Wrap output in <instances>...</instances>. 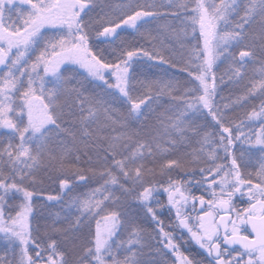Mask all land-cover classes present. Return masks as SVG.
Here are the masks:
<instances>
[{"label": "snow or ice", "instance_id": "snow-or-ice-1", "mask_svg": "<svg viewBox=\"0 0 264 264\" xmlns=\"http://www.w3.org/2000/svg\"><path fill=\"white\" fill-rule=\"evenodd\" d=\"M169 15L179 26L162 31L171 30L179 56L148 27ZM254 24L258 32H250ZM142 29L149 47L127 38ZM257 45L264 55V0H0V132L7 136L0 140V264H145L146 247L158 258L147 264H264V99L243 119L229 116L233 105L264 97V63L232 103L217 100L219 63L231 62L229 82L239 84ZM161 68L172 75L148 79ZM138 69L146 73L139 88ZM85 83L103 103L82 95ZM164 93L175 116L128 130ZM106 105H118L123 122ZM73 106L82 122L101 109L105 117L99 134L83 132L96 149L93 161L85 143L87 168L78 166L81 149L51 135L75 138L67 119ZM108 127L114 135H103ZM42 167L58 194L37 189ZM37 197L69 198L64 221L50 213L42 233L34 227ZM70 237L72 259L61 239ZM192 246L195 255L187 254Z\"/></svg>", "mask_w": 264, "mask_h": 264}, {"label": "trees", "instance_id": "trees-1", "mask_svg": "<svg viewBox=\"0 0 264 264\" xmlns=\"http://www.w3.org/2000/svg\"><path fill=\"white\" fill-rule=\"evenodd\" d=\"M100 2L102 3L103 0H100ZM141 2H143V0H141ZM149 3H156L157 5H166L168 3V0H148ZM166 9L164 7L160 8V11L163 12ZM98 11V10H97ZM167 11L169 13H171L172 11H174V9H167ZM94 15V14H93ZM165 25H171L173 28H178L179 26V21L178 20H173L171 15L165 17L164 19H160V20H156L153 21L151 25H149L148 27L150 28L152 35L153 36H158L160 40H165V47L173 49V54L176 56H179L182 52L180 45L178 42L175 41L174 37L172 36V32L171 30H169L168 32H163V27ZM258 25L254 24L252 25V28L250 29L251 31H257L258 32ZM131 31V30H128ZM146 35L143 31V29L141 30V33H134L131 36H128L127 38L133 42L136 43H140L143 44L145 47H149L150 43L147 39H143L142 36ZM167 37V39H166ZM174 45V48H173ZM101 47H106V45H101ZM240 49H235L234 51H239ZM256 56L253 58L252 61H250L247 65H245V78L243 81H241L239 84L234 82V77L232 82H229V78L232 77V72L230 71L231 68V62L229 60H225L221 63H219V66L217 68V75L218 76H223L224 82L219 86V96L217 97L218 103L220 104L221 107H223L224 104L226 103H232L235 98L239 95H241L244 91V85L253 77H259V69L261 67V63H264V55H262L259 51V45H257L256 49ZM156 71L157 75L156 76H148L149 80H154L157 78H163V79H167L168 76L172 75V71L168 72V75L165 76L164 75V69H157L154 70ZM146 74V73H145ZM145 74H141V70L138 69L137 71V80L133 81V83L136 85L137 88L140 87L138 81L144 80L145 79ZM67 75V73H66ZM76 87H79V85H74ZM82 91V95L85 97H93L94 94H97V99L98 102L103 103L104 99L106 98H101L100 97V90L95 88L93 85L87 84L85 83L84 85V89H81ZM154 97L156 96L155 93H153ZM264 99V97L261 98H256V99H252L248 102V104L244 105L243 107H239L236 105H233V110L229 113L230 117H239L241 119L245 118L244 114L247 111L251 110V107L253 105L259 106V104L261 103V100ZM74 100L73 98H69L68 99V103L72 104ZM65 102V98L62 97L60 103H64ZM107 107H115L117 114L121 116V122H123V110L119 109V106H113V105H106ZM89 106L86 104L85 105V111H84V116H87V108ZM151 108L153 109V111H151L150 113L146 112V116L147 119L145 120V118H141V121L136 122V124L128 130L131 131H141L143 130H150L153 127H157L160 125V121L157 119V117H161L162 119H167L169 116H175L177 109L175 104H173L171 102L170 96L167 93H164L163 95L158 96L157 98H155L153 100V103L151 105ZM65 111L67 112L68 109L66 108ZM72 112L74 113L73 115L67 117V119L71 122L72 124V132L74 133V137L71 135H64L61 134V137H56L55 134H51L53 136V143H56L59 141V139H64L65 142L69 145V148H72L73 145H75V147L81 149L80 151V156L81 159L78 162V166L80 167H84L87 168L89 165L87 163L88 160V156H86L84 154V146L85 143H87L89 145V154H91L93 156V161H95V151L96 149L92 148L91 145L93 143L94 137L92 138H88L85 139L84 141H82V136H83V132L86 130L90 133H97V129L100 128L101 126L104 125L105 122V117L103 115V109H101L100 115L98 116L97 119L95 120H91V121H84L82 122V118H81V113H80V109L78 107L73 106L72 108ZM68 125L66 124L65 127H67ZM120 125L118 124L117 127H119ZM126 129H121V131H125ZM163 131V129H161ZM245 131H247V129H245ZM103 135H114V133H112L111 128H105ZM7 136L6 134H4L3 132H0V140H6ZM98 147H103L104 145L97 142ZM259 156V153H257V157ZM253 163L256 164L257 160L254 158ZM248 170H252L251 168ZM49 173H47L43 167L37 172V179H38V183L36 185L37 189H43L45 195L46 194H58L59 192V185L58 182H54L53 179H49L48 178ZM42 180L43 182L40 183L39 181ZM96 187V183L95 181L91 182L90 185L87 188H77L73 191V193H70L69 196H76V195H80L81 193L84 192H88L90 190V188H94ZM166 199V198H163ZM69 201V198L66 197L65 198V202L63 204H49L46 200H44L42 197H37L34 200V206H35V211H36V221L34 222V227L35 226H39L41 233L44 230V226L45 225H51L52 223V219L53 217L50 216L49 214H56L59 213V219L61 221H64V216H65V212H66V206L67 203ZM11 204L15 205L19 203V200H12L10 201ZM58 227H67V222H64L63 224H58ZM93 228H94V222H93ZM85 231H87L85 229ZM151 230L148 229L145 226V243H152V241H150V238L148 236V233ZM122 238L127 237V233H123L121 234ZM62 239V247H65L67 252H68V256L69 259L74 258L76 252H77V247L73 245V243L71 242V237L69 238L68 242L65 243ZM79 243V242H78ZM187 248V246H185ZM149 249L146 247L144 249V252L142 254V256L140 257L141 260H143L145 262V264H147L148 261H151L152 259H158L157 257H153L152 255L149 254ZM197 251V249H195V246H192L191 248L188 249V253L187 254H191V255H195V252ZM5 255V247L2 243H0V256H4ZM10 255V254H9ZM123 255V254H122ZM197 259H200V257H197Z\"/></svg>", "mask_w": 264, "mask_h": 264}]
</instances>
